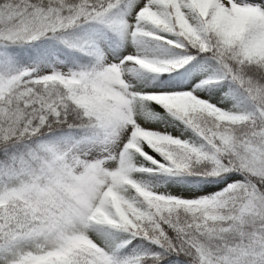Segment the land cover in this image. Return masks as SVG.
Returning <instances> with one entry per match:
<instances>
[{"label": "snow or ice", "instance_id": "1", "mask_svg": "<svg viewBox=\"0 0 264 264\" xmlns=\"http://www.w3.org/2000/svg\"><path fill=\"white\" fill-rule=\"evenodd\" d=\"M0 264H264V0H0Z\"/></svg>", "mask_w": 264, "mask_h": 264}]
</instances>
